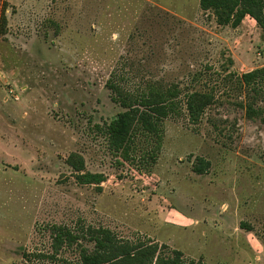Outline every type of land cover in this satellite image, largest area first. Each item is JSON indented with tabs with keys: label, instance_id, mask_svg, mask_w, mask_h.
I'll use <instances>...</instances> for the list:
<instances>
[{
	"label": "rangeland",
	"instance_id": "374dc122",
	"mask_svg": "<svg viewBox=\"0 0 264 264\" xmlns=\"http://www.w3.org/2000/svg\"><path fill=\"white\" fill-rule=\"evenodd\" d=\"M1 31L0 264H80L94 233L154 261L264 264V80L242 81L264 67L254 19L220 25L201 0H0ZM111 79L175 93L154 156L142 132L128 159L111 149Z\"/></svg>",
	"mask_w": 264,
	"mask_h": 264
},
{
	"label": "trees",
	"instance_id": "16d2710c",
	"mask_svg": "<svg viewBox=\"0 0 264 264\" xmlns=\"http://www.w3.org/2000/svg\"><path fill=\"white\" fill-rule=\"evenodd\" d=\"M204 9H213L217 13L218 24L232 25L237 28L246 17L254 19L264 30V0H201ZM2 20L6 23L5 15ZM1 34L2 31L0 32ZM264 80V67L242 75L245 84H251ZM113 96L112 100L125 109L108 126L107 135L112 150L123 152L124 158L130 157V146L139 132L148 137L156 139V147L153 156L160 151L165 129L163 121L167 119L174 109L173 90L167 92L153 91L141 93H128L122 87L114 83L113 79L108 82ZM195 103L191 107H195ZM201 105V104H200ZM199 105V106H200ZM208 104L201 105L199 113ZM197 106V109L199 108ZM206 165H195L194 172L203 175L207 171ZM80 170V169H79ZM83 183H101L103 177L100 175H82ZM96 249L93 252L87 249L81 251L80 264H143L148 258L150 264H188L184 261L183 254L179 251L173 257L158 258L154 261L156 249L149 247L141 253L119 250L114 238L109 234H93ZM71 239L73 236H69ZM57 241L63 242L62 233L59 230ZM119 250V251H118ZM192 264V263H191Z\"/></svg>",
	"mask_w": 264,
	"mask_h": 264
}]
</instances>
